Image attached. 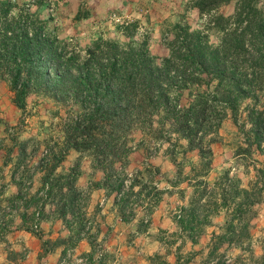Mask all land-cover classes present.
<instances>
[{"label":"trees","instance_id":"1","mask_svg":"<svg viewBox=\"0 0 264 264\" xmlns=\"http://www.w3.org/2000/svg\"><path fill=\"white\" fill-rule=\"evenodd\" d=\"M193 1L203 29L175 25L169 55L160 62L150 51L148 37L133 36L138 21L120 27L131 39L128 43L98 38L81 60L80 55L69 54L58 38L47 32L46 21L28 7L14 14L15 6L10 1L0 2V80H10L14 103L20 109H25L33 86L42 82L81 106L80 113L67 124L65 150L58 154L51 150L53 158L49 159L47 153L40 162L45 171L43 186H53L46 192L45 204L56 197L62 202L69 195L72 201H86L85 193L76 188L78 172L59 175L60 181L52 178L73 149L87 153L94 168L102 172L103 183L95 188L102 187L115 197L123 219L135 217L147 203L141 225L151 223L161 191L149 185L160 170L146 160L143 170L136 169L135 175L127 171L134 151L130 137L134 131L141 132L142 146L149 142L170 146L168 155L176 167L174 189L186 180L195 182L192 207H181L177 220L193 244L217 212L225 213L222 233L214 236L207 259L210 264H224L231 249L247 252L252 248L251 219L259 214L253 211L264 201V167L254 158L255 153L264 155V8H260V0H236L233 13L225 15L220 8L231 0ZM82 13L77 15L78 20L88 17V12L84 16ZM242 112L246 119L241 124ZM229 113L243 135L235 151L237 165L247 177V163L251 161L256 174L244 187L240 178L231 179L227 171L220 179L224 182L222 191L217 192L209 187L206 177L214 161L212 146ZM179 155L187 161L189 155H196L201 163L187 165L179 161ZM19 174L20 166L14 172L15 179ZM26 179L18 186L32 189L33 178L29 175ZM136 187L139 190L134 192ZM71 209L64 203L59 212L66 222ZM91 229L92 221L83 215L74 234L79 237ZM8 231L5 224H0L1 237ZM246 242L250 249L245 248ZM262 249L258 264H264V242ZM104 251H99L98 257H105ZM96 253L95 249L92 256L86 257L96 258ZM180 258L177 256L178 263ZM236 262H242L240 256Z\"/></svg>","mask_w":264,"mask_h":264},{"label":"rangeland","instance_id":"2","mask_svg":"<svg viewBox=\"0 0 264 264\" xmlns=\"http://www.w3.org/2000/svg\"><path fill=\"white\" fill-rule=\"evenodd\" d=\"M9 1L15 6L14 14H17L21 8L28 7L32 14L39 15L47 23V32L57 37L60 45L69 54L80 55L81 60L86 56V49L92 47L98 38L119 44L128 43L131 39L122 33L120 27L135 21L140 24L138 30L134 31L133 36L137 39L141 36L148 37L150 51L158 59V62L169 55L168 44L174 38L175 25L187 24L193 30H200L204 27L203 20H201L198 10L194 7L193 0H0V2L6 4ZM235 5L236 0H231L229 4L224 3L220 8V12L230 15L233 13ZM259 6L264 8V0H260ZM81 10L83 16L88 12V17L78 20L77 15ZM211 40L214 43L217 42L215 35H212ZM80 111L81 106L78 103L64 97L62 93L52 90L47 82L33 86L26 99L25 109H20L14 103L10 80L8 78L0 80V161L3 163V167L4 163L12 164L7 169L5 168L7 175L12 173L14 168L20 166L18 181H28L26 178L29 175L31 177L36 176L39 180L41 177L44 178L45 171L42 170L40 165L41 160L45 158L47 153H49L47 155L49 159H52V151L58 154L61 150H65L67 124ZM245 119L246 115L242 112L240 116L241 124ZM143 139V134L138 131H134L130 137L134 151L130 154V166L127 171L135 175L136 169L143 170L141 165L146 160L155 168H160V173L155 174V180L149 185V187L158 188L161 191L157 198V209L153 210L155 213L151 216V223L146 221L140 226L139 230L137 228L134 232H129L130 238L127 237L125 242L123 241L121 244H117L116 241L104 244L100 241L96 246L98 254L96 253V258L91 259L79 252L76 246L79 241L88 239L90 232L95 228V220L91 219V231H87L79 237L75 235L69 240L70 243L66 247L67 252L63 264H210L207 262L208 254L215 242L214 236L222 232L220 228L227 219L225 213L213 216L211 219L212 226L205 228L204 233L198 236L197 242L193 244L187 233H182L177 228L179 224L177 225L176 222L179 220L181 207L187 203L191 194L187 186L195 190V182L187 181L188 184H179V190L183 191V188L187 190L185 201L180 199L179 196L167 193L172 188L173 179H176V167L171 162V156L168 155L169 152L167 151L170 146L168 144L157 145L154 142L142 146L141 141ZM242 142L243 135L229 113L221 126L219 135L216 137V143L212 146L214 161L211 172L206 177V181L212 190L222 191L224 182H220V179L227 171H230L229 177L231 179L237 180V178H240L244 187L248 186L253 178L255 179L256 172L251 161L247 163L249 164L247 165L249 168V176L247 177H244L239 169L240 165H237L235 151ZM182 144L186 145V142L182 141ZM70 151L73 152L69 153ZM178 158L179 161H183L187 165L196 164L198 166L201 163L196 155H189V161L182 160V155H179ZM254 158L259 159L260 167H264V155L255 153ZM65 162L57 175L52 177L53 180L60 181L59 175L75 170L79 173L78 179L81 178V183L88 184L84 191L89 193L96 186L95 182L102 177V172L94 168L92 159L87 153L81 154L70 149ZM185 171L186 174L189 173L190 166L186 167ZM32 181L34 180L32 179ZM32 188L24 189V186L20 187V198L22 200L16 202L15 205L6 207L4 213L0 215V224L7 221L10 213H14V210L19 213L21 209H24L26 200L29 201L34 191V187ZM41 188L36 193L38 200H30L32 205L35 203L32 215L37 212L41 213L39 215L40 225L44 219L42 207L45 206L46 192H50L53 186L47 185ZM57 190L53 191L54 194H57ZM136 190H138L137 187L134 192ZM85 195L87 200V194L85 193ZM155 199L156 195L152 200ZM48 202L50 204L54 203L52 200ZM64 203L72 207L67 215V226L76 231L80 226L83 215L85 216L87 202L82 200L72 201V197L69 195L64 201L60 202L59 200V202H56V212H53V214H58ZM104 204V202L99 203V208H104ZM253 212L259 214L257 218L251 219L252 240L250 245L252 248L246 242L245 248H251L247 252H242L239 248L231 249L227 253L228 260L224 264H258V260L263 253L264 201ZM250 216L252 215L250 214ZM139 217L142 218L141 213L138 214ZM36 218V214L35 216H28L27 222L29 225L26 226L28 230L33 231L32 225ZM142 219H145V217ZM136 224L139 225L140 221ZM131 229L132 227H128L127 232ZM146 232L149 233L146 234ZM38 234L42 235V228ZM61 244L62 242L59 240L49 243L46 248L53 250L54 247ZM120 245H122V249H118ZM101 250H105V254L108 250L110 256L98 257ZM177 256L181 257L179 263ZM239 256L242 262L237 263L236 259ZM211 264H218V262Z\"/></svg>","mask_w":264,"mask_h":264},{"label":"crops","instance_id":"3","mask_svg":"<svg viewBox=\"0 0 264 264\" xmlns=\"http://www.w3.org/2000/svg\"><path fill=\"white\" fill-rule=\"evenodd\" d=\"M72 152L73 151H70L69 153ZM64 163L66 162L64 161L62 164ZM10 165L12 164L4 163L3 167V163L0 161V215L4 213L7 206L15 205L16 202L22 200V198H20V187L18 186L19 181L13 176L16 168H14L12 173H10L9 175H7V173L5 172V168L7 169ZM59 169L57 172H59ZM158 169L160 170V168ZM32 178L34 180V191L32 192L29 201L26 200L24 209H21L19 213H16V211L14 210V213H10L11 217L9 216L8 220L3 222V226L5 224L9 231L4 237H2V239H0V264H58L60 262V259L64 255L67 245L70 243L69 240L72 237H75V230H72L71 227L67 226V222L63 218H61L60 214L56 213L57 216L53 214V212H56L55 205L57 201L59 202V197H56L54 199L53 204L47 203L42 207L44 215V219L42 220L41 224L42 235L37 236L27 229L26 226L29 225V223L27 222L26 218H28L27 216H31L32 210L35 209V207L33 206L35 203L32 205L31 202L33 200L35 201V199L38 200V198L36 197V193L38 192V190L42 189L41 187L44 183L42 177L40 180L37 179L36 176H33ZM173 180L174 182L176 181L175 179ZM95 183H103V174L101 179L96 181ZM184 183L188 184L187 180L181 184L184 185ZM87 187L88 184L85 185L81 183V178L76 182V188L78 189V191L87 194V209L85 215L90 220L94 219L96 226L95 228H93L89 238L79 241L76 246L79 252L85 255L92 256L95 252L96 246L100 243V241H102L104 244L110 243L112 241H116L117 244H121L123 241L125 242L127 237L130 238L129 232H134L137 228L139 230L141 222L143 220L142 218L145 216L144 209L147 203H145L144 209L140 208L138 209V211H136L137 215L135 217H129L128 220H125L122 218L120 206L115 202V197L113 195L109 196L108 190L102 187H94L93 190L91 189V192L87 193L84 191ZM171 187L173 188V186ZM172 188L170 189V192L167 193H170V195L179 196L180 199H184L185 201L187 190L183 188V192H181L182 190H179V186L175 189ZM187 188L189 189V191H191V194L187 203L182 207L191 208L196 195L195 190H192L188 186ZM101 202L105 203V207L102 209L99 208V203ZM205 203L206 198L202 201V204ZM13 208H15V206H13ZM139 213L142 214V218H138ZM154 213L155 212L153 211L152 216L154 215ZM222 213L224 214V212L220 210L215 216H219ZM139 221L140 224H136ZM176 223L178 225V222ZM210 226H212V222L205 228H208ZM128 227H132V229L127 232ZM222 227L220 228L221 231ZM177 228L180 229L179 225ZM148 233L149 232H146V234ZM59 240L60 242H62V244L54 247L53 250H48L46 248L48 245L44 246L45 242H48L49 244L57 242ZM118 249H122V245H120ZM24 253L26 254L24 255ZM105 256H110L108 250Z\"/></svg>","mask_w":264,"mask_h":264},{"label":"built area","instance_id":"4","mask_svg":"<svg viewBox=\"0 0 264 264\" xmlns=\"http://www.w3.org/2000/svg\"><path fill=\"white\" fill-rule=\"evenodd\" d=\"M39 215H40V213H36V216H37V218H36V221L33 223V231H35V232H37V233H39L40 231H41V225H40V217H39ZM63 264V263H62Z\"/></svg>","mask_w":264,"mask_h":264}]
</instances>
